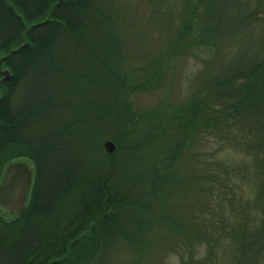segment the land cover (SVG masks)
<instances>
[{"label": "trees", "instance_id": "trees-1", "mask_svg": "<svg viewBox=\"0 0 264 264\" xmlns=\"http://www.w3.org/2000/svg\"><path fill=\"white\" fill-rule=\"evenodd\" d=\"M117 1L0 0V184L14 163L34 171L25 215L0 209V264L157 242L180 264H264V33L217 63L264 29V0H148L162 46L137 68ZM189 58L205 68L185 101L134 107Z\"/></svg>", "mask_w": 264, "mask_h": 264}, {"label": "rangeland", "instance_id": "rangeland-1", "mask_svg": "<svg viewBox=\"0 0 264 264\" xmlns=\"http://www.w3.org/2000/svg\"><path fill=\"white\" fill-rule=\"evenodd\" d=\"M160 3L161 1H156L153 4L148 0L117 1V5L125 14V30L130 38V57L127 59L132 68L146 64L161 49L162 41L158 39L160 29H157V22L151 16L155 8L161 6ZM253 28L250 27L247 34L236 32L235 35L225 40L221 48L222 55L217 62L220 67L227 66L236 56L243 55L246 39H258L263 35L264 29ZM204 68L205 64L202 61H195L193 58L179 63L174 79L171 77L165 88L159 92L135 95L132 98L134 107L137 110L150 111L155 110L162 102L182 103L190 95L196 77ZM103 264H180V261L176 253L169 251L167 243L157 242L151 252L143 257L131 252L130 249L114 246L106 254Z\"/></svg>", "mask_w": 264, "mask_h": 264}, {"label": "water", "instance_id": "water-1", "mask_svg": "<svg viewBox=\"0 0 264 264\" xmlns=\"http://www.w3.org/2000/svg\"><path fill=\"white\" fill-rule=\"evenodd\" d=\"M9 56L2 62L8 61ZM9 71L4 72V81H8ZM104 152L112 155L116 146L112 142L104 145ZM34 182V171L26 163L17 162L8 166L5 177L0 184V209L2 212L21 218L25 215L30 192Z\"/></svg>", "mask_w": 264, "mask_h": 264}]
</instances>
